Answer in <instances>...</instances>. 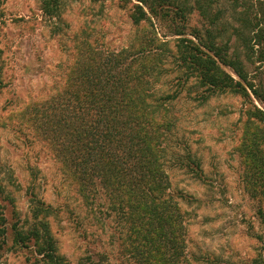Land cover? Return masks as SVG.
<instances>
[{
  "label": "trees",
  "instance_id": "16d2710c",
  "mask_svg": "<svg viewBox=\"0 0 264 264\" xmlns=\"http://www.w3.org/2000/svg\"><path fill=\"white\" fill-rule=\"evenodd\" d=\"M125 1L132 5V24L149 23L151 37L144 36L136 49L132 45L106 57L86 39L77 42L80 52L67 67L63 87L46 100L37 98L9 109L0 116V126L37 133L86 207L105 197V210L117 221L122 249L132 264H183L189 213L177 199L184 201L185 195L172 191L166 157L177 126L172 108L185 87V97L200 106L220 93L242 99L240 136L234 148L244 190L257 202L256 215L264 225V111L254 101L264 104V84L250 80L238 54L229 53L230 35L223 40L230 30L246 52L257 45V55L264 58V26H260L264 11L262 3L250 0H227L229 7L221 0ZM40 2L45 16L59 17L62 0ZM228 9L231 21L224 18ZM193 11L203 26L186 33ZM153 19L178 36L174 47L159 38ZM165 52H170L175 75L166 86L170 82L177 88L170 92L159 84L155 87L171 72L165 70ZM2 53L0 48V94L6 86ZM181 148L182 155L171 151L170 157L191 177L203 179L200 160L188 144ZM29 170L31 180L24 191L27 215L22 218L16 207L21 186L12 170L4 171L0 158V264L5 252L21 250L32 254L29 264H66L50 226L59 211L39 196L36 174Z\"/></svg>",
  "mask_w": 264,
  "mask_h": 264
},
{
  "label": "rangeland",
  "instance_id": "374dc122",
  "mask_svg": "<svg viewBox=\"0 0 264 264\" xmlns=\"http://www.w3.org/2000/svg\"><path fill=\"white\" fill-rule=\"evenodd\" d=\"M256 1L262 3L264 11V0H250L254 5ZM221 2L229 7L227 0ZM131 13L132 5L125 0H62L59 17L49 19L42 13L40 0H0V48L6 82L0 94V116L37 98L46 100L60 90L68 65L80 52L77 42L86 39L101 57H106L132 45L136 49L144 36L149 39L150 24L135 27ZM224 18L231 21V10L224 13ZM152 21L159 38L169 40V46L174 47L178 36L165 24ZM201 25V16L193 11L186 33ZM230 32L223 34V40L230 35L229 53L238 54L250 80L264 84V60L257 55L258 46L248 53ZM187 37L191 38L189 34ZM163 54L165 70L170 71V52ZM224 68L238 79L230 67ZM174 77L171 70L155 87L159 84L166 92L177 89L170 82L166 86L167 79ZM184 89L172 108L177 126L166 157L172 191L185 195L184 201L177 199L189 213L183 264H264V225L256 215L257 202L244 190L240 158L234 148L240 136L243 101L237 95L220 93L200 106L185 97ZM254 101L264 111V104ZM184 143L200 160L203 179H194L170 157L171 151L182 155ZM0 158L4 171L12 170L21 186L16 207L22 218L27 215L24 191L31 180V168L39 196L58 209L50 226L66 264H132L122 249L117 221L105 210V197L101 195L92 207H86L37 133H19L0 126ZM31 255L28 250L7 251L2 264H29Z\"/></svg>",
  "mask_w": 264,
  "mask_h": 264
}]
</instances>
